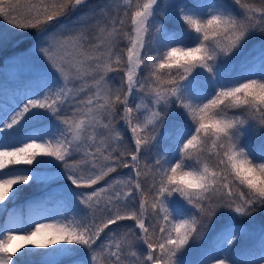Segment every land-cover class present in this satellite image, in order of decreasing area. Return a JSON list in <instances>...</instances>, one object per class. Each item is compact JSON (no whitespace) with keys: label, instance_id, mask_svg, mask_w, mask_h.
<instances>
[{"label":"snow or ice","instance_id":"snow-or-ice-1","mask_svg":"<svg viewBox=\"0 0 264 264\" xmlns=\"http://www.w3.org/2000/svg\"><path fill=\"white\" fill-rule=\"evenodd\" d=\"M233 2L240 15L199 0H112L99 15L91 0H0L4 22L34 33L27 51L40 61L35 87L9 96L0 86V211L22 186L40 183L56 187L26 203L65 205L52 222L10 213L0 224V264L30 256H41L40 264H264V225L248 233L235 223L264 211V145L254 152L240 140L249 131L264 136V0ZM82 8L89 11L75 15ZM169 17L179 31L164 22ZM257 34L258 54L239 71L221 61ZM112 73H122L119 83ZM177 111L190 123L163 133L175 153L158 151L141 165ZM121 167L134 176L108 179ZM123 221L133 226L120 235ZM246 236L253 243L237 247ZM205 241L195 261L186 259L190 244Z\"/></svg>","mask_w":264,"mask_h":264},{"label":"rangeland","instance_id":"rangeland-1","mask_svg":"<svg viewBox=\"0 0 264 264\" xmlns=\"http://www.w3.org/2000/svg\"><path fill=\"white\" fill-rule=\"evenodd\" d=\"M117 2L122 4L123 0H117ZM171 2L176 4H185V3L191 4L198 2V0H171ZM199 2L213 3L212 0H199ZM91 3L93 5V10H95L97 12V15H99V9L104 7L105 5L111 7L112 0H91ZM236 9L238 10V15H240L241 9L239 8V6L236 5ZM87 11H89L88 8H82L75 15H80L83 12H87ZM157 19H164V18L158 17ZM164 22L168 24L170 28H173L177 31H179L182 27L180 22L177 21L175 17H169L168 19L164 20ZM31 34H33V32L25 33V32H21L20 30L12 28L10 25L4 22L2 18H0V35H3L5 37L4 42L0 44V51L1 53L2 52L6 53V55L0 57V86H3L7 89L9 96H12L14 94H19L23 92L26 88L35 87L37 85V81L35 80L34 66L40 61L38 60V58H34L30 56L29 52L27 51L32 45L34 40V36L30 39ZM150 35L146 37V40L150 39ZM23 40L25 44L22 46L21 44ZM18 42L19 44L16 47ZM126 45H127V41L121 42V47H125ZM258 47H259V42L256 41L248 42L238 55H235L231 58H221V61L226 60L228 65L233 66V71H239L241 62L245 60V58L249 57V53H252V55L258 54L253 51L254 48H258ZM110 75L113 77L115 83H119V77L122 75V73H112ZM134 102L139 103L140 101L139 99H136ZM177 121L190 123V121L185 120V117L179 111L169 114L166 118L165 126L159 130L161 133L159 148H153L146 152H142L141 165H143L145 161H147L150 164L153 163L156 159V154L158 151L165 152V150H167V152H165L166 156L175 153V146L171 143V141L164 138L163 133L167 132L168 129L173 126L174 122ZM117 127L123 134L124 142L127 144L129 149L134 148V141L132 140V134L130 130L126 127V125L123 122H120L117 125ZM240 140L242 144L250 145L251 149L254 152L257 151L262 145H264V136H262L258 131H249L246 134H242ZM20 167H31V166H20ZM53 171L54 170L52 169H41V173L43 175H50L52 174ZM128 175L134 176V172L131 169H125L121 167L118 169L116 173L111 174V176L108 179H112V177H126ZM22 187H23V191L21 192L19 198L15 201V204H9L8 201L4 202L5 204L8 205V212L0 211V224L6 221L9 214L12 212L22 214L25 222L31 219H44L47 222H52L57 219L63 218V215L65 214V205L58 198L51 200H44L43 205L40 207H34L32 206L31 203H26L33 200L39 202L47 192L51 191L53 188L56 187L55 184L40 183V184H32L30 186H22ZM96 187H99V185H97ZM27 189H29L28 190L29 192L24 193V191ZM84 191H90V189ZM135 199L138 202L139 196L137 195ZM67 215L71 217L72 213L67 212ZM224 219H227V217H224ZM236 224L246 226L248 233H256L260 228V226H255L254 224H250V223L248 224L236 223ZM121 225L126 227L117 228V232L120 233V235H123L124 232L127 231V227L133 226V222L123 221L121 222ZM222 225H223L222 223H215L212 232L208 234V240H211L212 235H214L215 231L219 229ZM113 227L115 228L116 226ZM206 243L207 241H205L204 243L197 242L194 244H190L185 253L186 259L190 261H195L199 249L201 247H204ZM252 243H253L252 238L246 236V237H242L237 242L236 246L248 247ZM135 247L139 251L146 252V247L142 243H137ZM30 264H40V262L30 263ZM63 264H70V260H65Z\"/></svg>","mask_w":264,"mask_h":264},{"label":"trees","instance_id":"trees-1","mask_svg":"<svg viewBox=\"0 0 264 264\" xmlns=\"http://www.w3.org/2000/svg\"><path fill=\"white\" fill-rule=\"evenodd\" d=\"M213 3H217L220 5H224L226 7H228L233 14L238 15V10L236 9V5L234 4L233 0H212ZM249 2H253V3H259V0H249ZM34 36V33L30 35V39ZM260 35L257 34V36L250 40L249 42L252 41H256L259 42L260 41ZM26 40V39H25ZM19 42L17 43L16 47L18 46ZM24 40L22 41V46L24 45ZM6 55L5 52L0 51V57ZM146 187V185H145ZM29 189L25 190L24 193H27ZM227 219H224V217L219 218L216 223H224L226 222ZM235 223H241V224H254V225H264V211H257L256 213L252 214V216L249 217H237L235 220ZM34 252L36 253H44V252H48L50 251V249H45V248H37V249H33ZM19 255V254H18ZM43 259L41 256H30L28 258H26L25 261L29 262V260H41Z\"/></svg>","mask_w":264,"mask_h":264}]
</instances>
